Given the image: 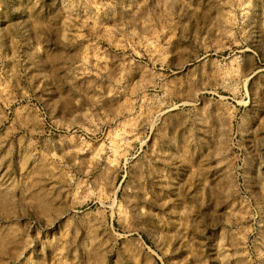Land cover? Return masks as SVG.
Masks as SVG:
<instances>
[{
  "label": "rangeland",
  "instance_id": "rangeland-1",
  "mask_svg": "<svg viewBox=\"0 0 264 264\" xmlns=\"http://www.w3.org/2000/svg\"><path fill=\"white\" fill-rule=\"evenodd\" d=\"M0 264H264V0H0Z\"/></svg>",
  "mask_w": 264,
  "mask_h": 264
},
{
  "label": "bare ground",
  "instance_id": "bare-ground-1",
  "mask_svg": "<svg viewBox=\"0 0 264 264\" xmlns=\"http://www.w3.org/2000/svg\"><path fill=\"white\" fill-rule=\"evenodd\" d=\"M212 18V17H211ZM201 68V67H200ZM204 71V70H203ZM206 80V79H205ZM213 80V79H212ZM201 81V80H200ZM180 82V81H179ZM208 171V170H207ZM262 213H263V211H262Z\"/></svg>",
  "mask_w": 264,
  "mask_h": 264
}]
</instances>
